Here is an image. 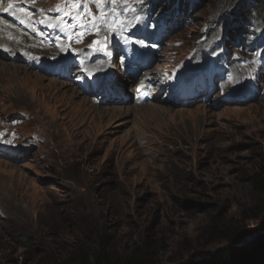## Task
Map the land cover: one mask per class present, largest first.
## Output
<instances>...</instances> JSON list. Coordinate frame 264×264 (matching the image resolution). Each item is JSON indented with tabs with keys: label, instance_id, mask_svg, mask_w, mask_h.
<instances>
[{
	"label": "rangeland",
	"instance_id": "374dc122",
	"mask_svg": "<svg viewBox=\"0 0 264 264\" xmlns=\"http://www.w3.org/2000/svg\"><path fill=\"white\" fill-rule=\"evenodd\" d=\"M67 1L0 0L1 9L15 3L27 21V26L15 24L19 40L33 29L47 44L30 42L31 56L75 60L71 54L109 49V58L87 69L101 76L105 70L117 73L113 92L117 95L115 86L122 85L132 97L122 103L99 100L102 95L95 96L90 85L86 93L66 79L23 65V58L0 56L1 66L18 68L0 77V264H45L100 235L118 249L148 235L156 240L159 257L169 262L211 247L202 229L216 214L225 221L233 218L241 241L257 237L264 214L243 220L241 209L250 203L246 176L264 162V46L256 41L255 51L223 47L233 59L228 81L213 74L210 87L198 84L206 92L193 106L181 105L169 85L157 92L168 83L162 71L186 75L181 70L189 63L206 62L198 51L183 61L180 57H186L192 42L203 52L212 43L220 45L232 23L242 19L235 6L241 0H202L181 27L158 17L177 0H100L118 6L123 19L92 32L87 26L97 2L73 0L70 8ZM242 1L251 9L256 32L264 33V13L255 10L254 1ZM60 8L63 14L44 13ZM76 33L81 35L73 45ZM118 42L130 46L122 61L129 68L147 66L145 53L156 59L144 73L130 77V69L116 58ZM24 44L12 54L25 52ZM175 59L180 61L176 66ZM204 71L211 75L207 65ZM27 72L39 76L37 81ZM140 83L150 87L153 98L147 103H138ZM228 91L234 99L226 103L221 98ZM133 103L157 107L152 114L136 112L129 109Z\"/></svg>",
	"mask_w": 264,
	"mask_h": 264
},
{
	"label": "trees",
	"instance_id": "16d2710c",
	"mask_svg": "<svg viewBox=\"0 0 264 264\" xmlns=\"http://www.w3.org/2000/svg\"><path fill=\"white\" fill-rule=\"evenodd\" d=\"M256 1L260 5L263 3V0ZM235 6L239 14L249 13L245 2L238 1ZM245 30L244 26L236 29L240 36ZM246 181L250 203L241 209V218L256 220L264 214L263 161L246 176ZM232 221L233 218L225 221L219 214L212 215L202 229L209 235L211 247L205 253L197 249L187 251L169 262L159 257L158 244L148 235L140 243L135 242L124 249L115 248L107 236L100 235L89 241L85 248L72 247L61 258H53L45 264H264V225L258 229L257 237L245 243L240 240V235H236L239 226Z\"/></svg>",
	"mask_w": 264,
	"mask_h": 264
},
{
	"label": "bare ground",
	"instance_id": "6f19581e",
	"mask_svg": "<svg viewBox=\"0 0 264 264\" xmlns=\"http://www.w3.org/2000/svg\"><path fill=\"white\" fill-rule=\"evenodd\" d=\"M25 42L24 44V53H29L30 52V49L31 47H33L30 42H33L31 40H29L28 38H26L25 40L24 39H21L19 40L17 38V36L15 35V29H13L6 21V19L2 18L0 16V56H3L2 54H7L8 53V49L12 48V51H16V48L21 45V43ZM39 45L40 47H43L44 45H41V44H37ZM200 53H202L201 49L199 50ZM10 56L11 55H8V58L10 59ZM122 56V55H121ZM37 57H40V56H37ZM59 58V57H58ZM210 59V58H209ZM211 59H214V58H211ZM0 60H1V57H0ZM100 63V62H99ZM177 63L179 64V61H177ZM190 64V63H189ZM48 65V64H47ZM45 65V70L46 71H49V72H52V73H57L58 70L57 69H54V67L52 66H47ZM15 67V66H13ZM13 67L11 68H7L6 66H1L0 65V77L2 78L1 74L2 72L6 73L8 72L9 69H12L11 71L14 72V69ZM40 67V66H39ZM17 68V67H15ZM148 68V67H147ZM143 69V70H137L138 73H144V71H146V69ZM187 68H189V66H186L185 68H183L181 71H187ZM18 69V68H17ZM112 74V73H111ZM128 74L130 75V77H133L135 74V71L134 72H128ZM33 74H30L27 72V75L26 77H39V76H31ZM55 77V75L53 76ZM178 78H183V75L181 73H178ZM109 78L110 75H109ZM119 78H120V75H119ZM35 81H37V78H34ZM127 81V80H126ZM130 83L133 81V80H129ZM125 81H123L124 83ZM189 84V83H188ZM124 86H127V84L125 83ZM138 93H139V96L137 98V100H143V101H146L147 99L150 100L152 97V94L151 93H148V90L150 89L149 85L148 84H143V83H140L138 86ZM81 88L83 90H88V86L87 85H83L81 86ZM94 92L97 93V91H100L101 92V86L98 85V86H95L93 89H92ZM117 96L115 98V100H108L109 103H122L128 99H131L132 96H130L129 94H127L125 92V89L124 87L121 85L119 86L117 89ZM196 91V89H195ZM103 93H108V91H102ZM245 94V93H244ZM247 94V93H246ZM98 94H95V96H97ZM127 95V96H126ZM198 95V93H197ZM124 97H127V99L123 100L122 98ZM147 103V102H146ZM146 103H143L141 105H137V104H132V106L129 108L131 111L132 110H135L136 112L139 110V109H143V112H147L149 111L151 114H152V109L154 110L155 107H157V105L155 104H146ZM186 104H189V103H186ZM155 105V106H154ZM151 109V110H150ZM163 108L159 107L158 110H161ZM115 111L116 109H113V112L111 113V111L109 110L108 111V114L111 115V114H115ZM3 153L1 150H0V154ZM7 155V154H6Z\"/></svg>",
	"mask_w": 264,
	"mask_h": 264
}]
</instances>
